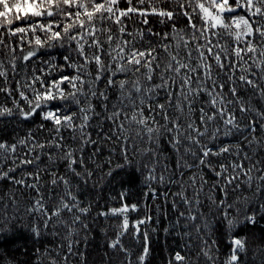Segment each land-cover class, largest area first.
<instances>
[{"label": "snow or ice", "instance_id": "1", "mask_svg": "<svg viewBox=\"0 0 264 264\" xmlns=\"http://www.w3.org/2000/svg\"><path fill=\"white\" fill-rule=\"evenodd\" d=\"M150 17L167 25L169 30H155ZM180 20L185 22L183 27H178ZM223 36L232 39L231 46L220 43ZM170 38L176 40L175 49L167 43ZM52 49H65L68 54L61 53V59L75 75L48 79L52 71L43 68L37 74L34 67L37 64L63 70L62 66L54 65L56 55ZM73 52L80 58L79 63L73 60ZM0 57V94L5 100L11 99L12 104L9 107L0 101V122L12 118L34 122L39 117L38 130H46L48 123L55 133L46 142L37 140L31 131L14 143L0 140V181L31 188L39 194V161L43 150L64 149L61 159L67 162L68 170L88 184L93 172L85 166L82 153L85 146L99 145L88 128L94 118H102L113 127L110 134L101 128L97 136L108 141L115 137L124 161L105 175L111 177L117 169L127 167L138 170V165L134 166L129 158V150L136 148L135 141L139 140L148 147L137 150L145 156L151 154L154 159L145 179H159L163 183L165 175L161 173L157 178L155 167L162 152L163 133L176 156L179 172L173 171V175L182 178L185 170L207 168L216 177L211 188L219 191L220 198L208 197V213L201 210L196 189L197 180L201 181L200 190L207 183L203 176H189L194 190L192 199L183 190L176 194L186 209L178 212V217L185 221L183 235L192 237L195 233L199 242L197 261L202 257L203 264H216L219 259L218 241L213 238L219 223L230 235V250L222 264H248L247 237L232 233L243 225L255 227L258 217H264V167L261 166L264 160L253 162L244 150V147L264 148V0H0ZM28 69L32 72L30 78L23 83L16 81L15 85L9 83L10 73L15 78ZM110 89L118 93L113 99L108 95ZM93 100L99 101V111ZM69 106H75L74 110H69ZM65 130L73 133L72 140L78 139L79 149L68 148L63 143L65 137L61 133ZM258 131L262 138L257 137ZM18 148L26 150L18 154ZM185 157H190L193 163H188ZM213 157L224 159L213 167ZM47 158L52 160L51 155ZM107 163L111 164V160ZM29 165L36 170L18 179L17 169ZM77 167L83 170L77 171ZM163 169L170 170L167 164ZM52 175L51 185L62 184L64 191L57 199L50 196L48 205L43 195H38L26 212L38 214L40 223L31 229L35 237L57 225L67 231L64 239L68 243L61 247L66 248L68 255L58 260L51 254L52 250L45 252L49 264L61 261L68 264L69 255L76 254L71 239L76 233L72 226L80 224L87 228L81 215L86 216L91 205L81 207L68 180ZM28 179L35 182L28 183ZM230 191H250L252 195H241L229 203ZM119 195L120 207L97 213L121 218L119 232L108 247L123 253V264H133L132 253L124 247L121 238L127 234L137 241L143 239L144 246L135 264H149V231L141 226L151 224L152 217L145 216L130 224L128 213L139 208L124 202L126 192ZM3 199L0 196V201ZM241 202L255 205L251 211L244 209L242 219L241 209L236 207ZM6 208L7 205L0 204V214ZM64 213L69 214L68 220L63 219ZM13 218L0 215V220L5 222ZM6 232L0 224V239ZM259 251L264 254V247ZM255 259L253 255L252 260ZM167 264L196 262L188 252L176 251Z\"/></svg>", "mask_w": 264, "mask_h": 264}, {"label": "trees", "instance_id": "2", "mask_svg": "<svg viewBox=\"0 0 264 264\" xmlns=\"http://www.w3.org/2000/svg\"><path fill=\"white\" fill-rule=\"evenodd\" d=\"M153 21V27L155 30L168 31L167 25H161L156 22V18L150 17ZM185 22L180 20L178 27H183ZM175 49L176 40L169 39L167 41ZM221 44H227L231 46L232 39L228 36L220 38ZM55 53L56 59L54 65L62 66V71H57L51 65L37 64L34 65L38 69L43 68L45 71L51 69L52 75L48 79L59 77L60 75H75V71L69 67L64 66V61L61 59V53L68 54L65 49H52ZM181 56L183 55V45L181 44ZM16 55H19L17 53ZM72 58L77 63L80 62V58L75 52L71 53ZM2 58V57H0ZM18 66L21 62L17 61ZM32 75L31 69L24 72H19L12 77L10 73L9 83L15 85L16 81H21L30 78ZM39 87V85H37ZM87 90V85H85ZM102 90V89H99ZM227 91V89H225ZM15 95V94H14ZM108 95L110 99H113L115 95H118L114 90H109ZM205 100L206 97H201ZM0 101L6 102L9 107L12 106L11 99L5 100L3 94H0ZM97 105L99 111V101L93 100ZM161 102L163 99L161 97ZM75 106H69V110H74ZM172 113H170L171 115ZM159 118V117H157ZM41 123L39 117L35 121H21L16 118L0 122V140H7L9 143H14L20 138L27 136L31 131L37 140L46 142L55 136V133L51 131V124L46 123V130H38V125ZM113 126L110 122L103 120L102 118H94L90 121V127L88 131L92 134L93 139L99 141V145L85 146L83 149V156L85 160V166L93 172V176L90 178L88 184L81 182L80 178L75 176L68 170L67 162L61 159L64 149L57 151L56 149H45L40 157L39 171H40V193L33 191L31 188H27L20 185H11L6 181H0V196L4 199L0 201V204L7 205L4 213L0 214L7 217H14L8 219L6 222L0 220V224L7 229V232L3 235V239H0V264H49L48 254L45 249L52 250L51 254L58 260L64 255H68L66 248L61 247L66 245L68 241L64 239L67 235V231L57 225L54 229L50 228L42 232L40 237H35L31 231L32 227L39 224L40 220L38 214H28L26 209L31 207L32 199L38 195H43L44 202L48 205L49 197L57 199L59 194L64 191V186L58 184L56 187L51 185V180L54 178L52 173H55V178L64 177L69 182L72 194L78 197L81 207L91 205L90 212L84 216L81 215V220L87 225V228L81 227L80 224H75L72 227L75 229V235L71 237L74 253L69 255L68 264H123V253L119 251H113L108 247L111 240L115 239L119 232V225L121 218L119 216H100L97 213L108 211L113 207L121 206L120 193L126 192L127 196L124 198V202L136 204L139 211L129 212L130 224L145 216L152 217L151 224L142 225V229L147 228L149 231V244L151 255L149 257V264H167V260L170 255L176 251L188 252L196 264H203V258L201 257L197 261L195 253L199 251V242L195 239V233L192 237L184 236L185 229L182 225L185 221L178 217V212L185 211V205L180 201L177 193L184 191V194L189 198H193V187L189 181V176L197 174L203 176L207 183L204 184L203 189L200 190V180L196 182V189L199 190V200L201 201V210L208 213L210 206L208 197L215 196L220 198L218 190H212L211 185L215 183L216 177L207 168L203 169H191L185 170L184 175L181 178L179 175H173V171L179 172L176 164V156L171 151L170 146L167 144V137L163 136L161 148L162 152L158 154L159 162L155 163L157 178L161 173L165 175V182L147 181L145 179L148 169L153 166L154 159L151 154L145 156L141 154L137 149H143L148 147L144 142L136 140V148L129 150V158L133 160V165H138V170L134 171L133 167H127L123 169H117L113 172L111 177L105 175V173L114 168L116 164L123 163L121 156V145L113 137L111 141L104 140L97 136V132L102 128L105 132H109ZM129 134H132V130H129ZM61 135L65 137L64 144L71 149H79L80 144L78 139L72 140L73 133L70 130L62 131ZM78 135V134H77ZM257 137L262 138L259 131ZM235 142V137L233 138ZM243 146V145H242ZM26 149L18 148L17 152L22 153ZM244 150L252 157V161L264 160V148L254 146L253 149L244 147ZM37 151H41L37 149ZM95 152V156H93ZM79 154V153H77ZM47 155L52 156V160L47 158ZM91 157V158H90ZM224 158H211L212 166L222 161ZM229 160L233 157H229ZM111 160V164L107 163ZM188 163H193L190 157H185ZM11 162L9 161V164ZM169 166V171L165 172L163 165ZM99 165V167H97ZM264 167V165H261ZM36 169L34 166L29 165L24 169H17L16 176L21 178L26 176L28 172H34ZM77 171H82L80 167L76 168ZM256 175V173H253ZM176 181L169 183L168 181ZM28 183H34L32 179H28ZM95 185V187H93ZM151 190H150V187ZM183 186V187H181ZM155 195H153V191ZM247 195L251 197L250 191L243 192H229L228 202L233 203L234 200L241 196ZM11 196V199L9 198ZM14 201V203H13ZM175 202L176 207H173ZM51 205H49L50 207ZM237 208L241 209V219L243 218V211L247 208L249 211L253 210L255 205L252 203L244 204L243 202L236 204ZM193 212H196V206H193ZM75 211V210H74ZM214 211V209H213ZM63 219L68 220L69 214L64 213ZM236 215V213H233ZM180 219V223L176 221ZM219 219V218H217ZM154 229V231H153ZM131 231V228L129 229ZM232 235H238L241 237H247L249 260L248 264H261L264 260V254L260 253L259 249L264 247V217H258V223L255 227L249 225H243L234 230ZM207 238V237H205ZM213 238L218 241L219 252L216 255L219 259L216 264H222L223 260L229 253L228 240L230 235L225 233L222 224L216 225V230L213 233ZM121 242L124 247L129 249L132 253L133 264H135V258L144 246L143 239L137 241L131 235H125L121 238ZM191 245V248L186 249L185 245ZM59 256H56V253ZM80 254L83 255L81 259ZM255 255V261L252 260V256ZM63 264V261L60 262Z\"/></svg>", "mask_w": 264, "mask_h": 264}]
</instances>
